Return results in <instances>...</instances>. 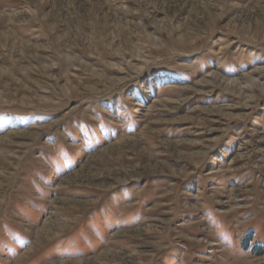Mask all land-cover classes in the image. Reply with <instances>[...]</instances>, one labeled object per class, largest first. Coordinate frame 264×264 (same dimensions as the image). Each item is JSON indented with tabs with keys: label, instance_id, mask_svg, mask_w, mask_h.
Masks as SVG:
<instances>
[{
	"label": "rangeland",
	"instance_id": "obj_1",
	"mask_svg": "<svg viewBox=\"0 0 264 264\" xmlns=\"http://www.w3.org/2000/svg\"><path fill=\"white\" fill-rule=\"evenodd\" d=\"M0 264H264V0H0Z\"/></svg>",
	"mask_w": 264,
	"mask_h": 264
},
{
	"label": "bare ground",
	"instance_id": "obj_2",
	"mask_svg": "<svg viewBox=\"0 0 264 264\" xmlns=\"http://www.w3.org/2000/svg\"><path fill=\"white\" fill-rule=\"evenodd\" d=\"M39 232V231H38ZM38 235H40V237H41V232L40 233H37ZM62 263H64V262H62ZM66 263H67V261H66Z\"/></svg>",
	"mask_w": 264,
	"mask_h": 264
}]
</instances>
